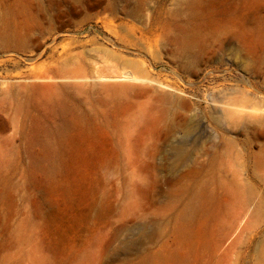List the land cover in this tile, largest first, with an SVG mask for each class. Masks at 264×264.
<instances>
[{
  "label": "rangeland",
  "instance_id": "rangeland-1",
  "mask_svg": "<svg viewBox=\"0 0 264 264\" xmlns=\"http://www.w3.org/2000/svg\"><path fill=\"white\" fill-rule=\"evenodd\" d=\"M0 264H264V0H0Z\"/></svg>",
  "mask_w": 264,
  "mask_h": 264
},
{
  "label": "bare ground",
  "instance_id": "bare-ground-1",
  "mask_svg": "<svg viewBox=\"0 0 264 264\" xmlns=\"http://www.w3.org/2000/svg\"><path fill=\"white\" fill-rule=\"evenodd\" d=\"M117 80H123V81H137L138 79H130L127 77L124 78H115ZM110 79L106 78V77H101L99 79H97L96 81H100L98 84H96V87L98 90L100 91H109V92H117V91H121V92H128V93H137L140 92V90L142 89V87L140 85H136L133 83H123V84H119V85H114L112 83L109 82ZM118 83V82H117ZM116 83V84H117ZM122 83V82H121ZM53 85L52 84H42V85H34L32 90L35 92H41V91H46V90H52ZM69 140V146L72 148V153L71 155L69 154V159H68V169H72L73 166L76 165H80L81 164V160L82 156H81V152H80V147L81 144L78 141H75L74 138H68ZM75 165V166H76ZM79 168L84 172L82 166H79ZM74 171V169H72ZM80 171L76 172L78 174V176L80 177ZM70 170H68L69 172ZM66 190H71V187L65 186Z\"/></svg>",
  "mask_w": 264,
  "mask_h": 264
}]
</instances>
